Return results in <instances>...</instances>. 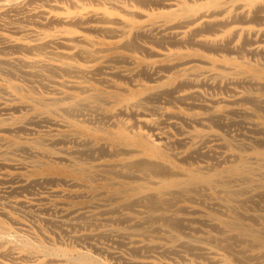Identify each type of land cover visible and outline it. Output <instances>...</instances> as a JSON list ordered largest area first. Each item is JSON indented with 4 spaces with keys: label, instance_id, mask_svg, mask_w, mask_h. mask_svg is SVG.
<instances>
[{
    "label": "bare ground",
    "instance_id": "bare-ground-1",
    "mask_svg": "<svg viewBox=\"0 0 264 264\" xmlns=\"http://www.w3.org/2000/svg\"><path fill=\"white\" fill-rule=\"evenodd\" d=\"M247 55L264 56V0H0V183L88 206L72 223L3 203L0 264H264V149L242 141V84L264 88V67ZM205 244L224 253L196 263Z\"/></svg>",
    "mask_w": 264,
    "mask_h": 264
},
{
    "label": "rangeland",
    "instance_id": "rangeland-1",
    "mask_svg": "<svg viewBox=\"0 0 264 264\" xmlns=\"http://www.w3.org/2000/svg\"><path fill=\"white\" fill-rule=\"evenodd\" d=\"M247 56H245V60L247 62H249L251 64H254V65L257 64L258 66L264 67V56H253V55H247ZM39 86L37 87V92L44 91L42 93H45V94L48 92V90L46 88L43 89L42 86H40V87ZM255 88H256V86L254 87V85L251 86V85L247 84V85L244 86V84H242V92H245V93L246 92H251V95H252L251 99L253 100V102H251L252 100L249 98L247 100H244L245 102H242V109H245L246 113H247V114H244V116L242 115V141L246 142L249 145L248 148L246 147V150L248 152H250V149H252L254 147L264 149V143H263L264 142V129L263 128H258L257 129V128L254 127V125L257 124L258 122H264V114H263L264 113V108H263L264 107V102L262 103V100L264 99V88H262V89L261 88L259 89L258 87H257V89H255ZM216 91L217 90L213 91L212 94L213 95H217V96H223L225 94L226 95L228 94L227 90H223L225 92H223L222 90H218L217 92ZM255 98H258V100L255 99ZM249 100H250V102H249ZM260 109H262L263 112ZM229 126H231V128H229ZM229 126H228V128L226 126H222L223 130H222V128L221 129L218 128V129L221 132H223V133H226V134L229 133V135H236L241 130L240 126H232V125H229ZM34 129H36L40 134H45V132L49 131V127L47 125H43V126H40V127H34ZM249 130H250V132H249ZM257 130H258L259 134L256 133ZM19 135L25 136V134H19ZM259 140H260V142H258ZM57 147H60V145H58ZM199 160L201 162V161L206 160V159L203 158V157H197V156H196V159H193L194 162H199ZM254 161L255 160H252V162H254ZM2 172H3V170L0 169V174ZM8 181H9V179H8ZM51 183L54 184L55 186L52 185ZM47 184L41 183V184H36L37 186L33 185L34 187H28V189H26L27 187H25L23 189L22 188L18 189L17 188L18 185H17V183L15 181H12V182H10L8 184L7 183L6 184L0 183V196H1L0 197V201L2 202V203H0L1 204L0 207H3L5 203L6 204L10 203L11 201H14L15 199H21L23 201H26V202H29L31 204H34L36 207H38L39 212L42 214V216H41V214L39 213V215H40L39 218H43V217L44 218H48V216H49V217H52V218H55V219H60L61 217H63V218H65L66 220H68L70 222L72 221V223H73L74 218L76 217V215H75L76 213L75 212L77 210H80L81 208H85V207L87 208L88 207L86 204H82L80 206L74 207L73 200L71 198L57 197V196H53V194L50 193L51 191H64L66 194H68V193L71 192L72 188L68 187L67 185H63V184L58 183V182H47ZM10 186L15 188V189H12V192H14V193L11 192V189L9 188ZM33 188H35V190ZM30 189H31V191H30ZM40 189H42V190H40ZM19 193H20V195L18 196ZM10 194H12V195H10ZM46 198H48V199H46ZM31 199H33L34 201L31 200ZM61 203H65V205H61ZM66 204H67V206H66ZM63 207L65 209H67L68 211L64 212L62 210ZM42 210L43 211L45 210V211L43 212ZM47 210H49L48 213H47ZM84 210H89V209H84ZM45 212L47 213V215H45ZM70 212H72L73 214L70 213ZM50 213H52V215ZM53 215H54V217H53ZM105 217H107V216H104V218ZM25 218H26L27 221H30V223L28 222L30 225H35V224L38 223L37 222V218L34 215H31V217L25 216ZM42 224L44 225V227H46V224H44V223H42ZM48 226L49 225H47V228H48ZM49 228H50V226H49ZM76 228H78V229H76ZM86 228H87V230L88 229H95V228H89V226H88V227H84L82 229H80L79 227H73V229H70V230H73L72 232L75 233L76 231L77 232L85 231ZM83 229H85V230H83ZM104 241L105 240H102V242H104ZM107 242H109V243H107ZM104 243H105L106 247H116V248H118L117 245H115V244L111 245L112 242H110V241L106 240ZM205 245L206 246H204V247H206V249H204V251L203 250L202 251H196L195 250L194 252H192L193 255H196V254L199 255V258L198 257L194 258L196 263L197 262H199V263L202 262L203 258H207V257L213 256V253H215V254H223L224 253L222 250L217 248V246L215 247L214 245H208V244H205ZM120 247L121 246H119L118 250H122L123 249V247H121V248ZM205 253H207V254H205ZM186 256H187V254H186ZM101 257L105 259V258H107L109 256L102 255ZM187 257L188 258H193V256L191 254H190V256L188 254ZM200 257H202V259H200ZM108 260L113 262L114 264H119V262L116 259H113L111 257H109ZM235 264H238V263L236 262Z\"/></svg>",
    "mask_w": 264,
    "mask_h": 264
}]
</instances>
